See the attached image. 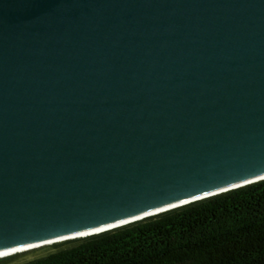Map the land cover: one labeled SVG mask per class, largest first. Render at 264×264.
I'll list each match as a JSON object with an SVG mask.
<instances>
[{"label":"water","instance_id":"obj_1","mask_svg":"<svg viewBox=\"0 0 264 264\" xmlns=\"http://www.w3.org/2000/svg\"><path fill=\"white\" fill-rule=\"evenodd\" d=\"M264 180V0H0V259Z\"/></svg>","mask_w":264,"mask_h":264},{"label":"trees","instance_id":"obj_2","mask_svg":"<svg viewBox=\"0 0 264 264\" xmlns=\"http://www.w3.org/2000/svg\"><path fill=\"white\" fill-rule=\"evenodd\" d=\"M39 253L25 264H264V180L0 264Z\"/></svg>","mask_w":264,"mask_h":264},{"label":"rangeland","instance_id":"obj_3","mask_svg":"<svg viewBox=\"0 0 264 264\" xmlns=\"http://www.w3.org/2000/svg\"><path fill=\"white\" fill-rule=\"evenodd\" d=\"M47 254L46 253H39L37 255H30V256H27L25 258H23L22 260H20V262L18 264H25V263H28L30 261H34L36 259H39V258H42V257H45Z\"/></svg>","mask_w":264,"mask_h":264}]
</instances>
